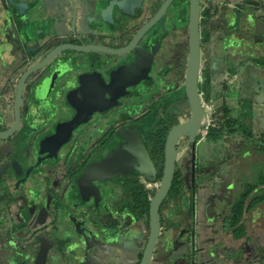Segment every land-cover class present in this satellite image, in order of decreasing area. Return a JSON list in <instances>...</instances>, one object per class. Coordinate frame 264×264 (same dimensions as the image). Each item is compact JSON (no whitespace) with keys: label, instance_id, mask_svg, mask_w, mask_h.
<instances>
[{"label":"flooded vegetation","instance_id":"obj_1","mask_svg":"<svg viewBox=\"0 0 264 264\" xmlns=\"http://www.w3.org/2000/svg\"><path fill=\"white\" fill-rule=\"evenodd\" d=\"M168 1L0 0V264H140L192 116V0ZM199 8L204 115L175 145L151 264H197V189L217 180L231 231L235 175L264 165V0Z\"/></svg>","mask_w":264,"mask_h":264},{"label":"rangeland","instance_id":"obj_2","mask_svg":"<svg viewBox=\"0 0 264 264\" xmlns=\"http://www.w3.org/2000/svg\"><path fill=\"white\" fill-rule=\"evenodd\" d=\"M243 116L245 114L241 115V117ZM220 152L221 148L217 151V157H220ZM249 168V175L241 173L235 175L236 191H232V188L230 189V194L232 195L230 200H234L249 184L260 182L261 176H264V165L254 164ZM219 171H223V169ZM215 183L216 186L213 184L204 185V187L201 186L197 189L195 208L196 235L191 245L186 244L181 249L187 251L193 244L197 251L200 252L196 258L197 264H211V262L214 264H260L259 261L264 257V244L262 241L259 244L257 239L250 237L252 232L249 229L247 230L248 224L244 225L243 238L241 239H235L233 236L234 232L227 231L223 227L224 221L221 218L222 214H220V204L214 202L217 195L221 196L223 192L219 188L217 180ZM256 193L258 195L263 194L264 190H258ZM213 195L215 196L211 201L212 205L208 206ZM227 210L224 209V212L228 213ZM261 213L264 217V210Z\"/></svg>","mask_w":264,"mask_h":264},{"label":"water","instance_id":"obj_3","mask_svg":"<svg viewBox=\"0 0 264 264\" xmlns=\"http://www.w3.org/2000/svg\"><path fill=\"white\" fill-rule=\"evenodd\" d=\"M199 20V0H192L190 17L191 51L188 61V72L186 78L187 98L192 109V116L188 122L175 127L169 135L166 147V162L164 176L160 189L157 191L151 201L150 237L140 264H151L153 258L154 250L161 231L159 208L163 200L166 198L173 181L176 161L175 145L177 143V140L179 136L185 132L194 133L198 129L201 119L204 115V111L199 100L197 84L200 61ZM1 137L2 135H0V140L2 139Z\"/></svg>","mask_w":264,"mask_h":264},{"label":"trees","instance_id":"obj_4","mask_svg":"<svg viewBox=\"0 0 264 264\" xmlns=\"http://www.w3.org/2000/svg\"><path fill=\"white\" fill-rule=\"evenodd\" d=\"M240 129H243L244 131L248 130L249 137L254 136L251 128H241L239 126L234 128V132L239 131ZM262 150H264V148H262ZM261 178L262 179L259 180L260 182L249 184L232 206L230 216L228 217V228L231 230V232H234L233 236L236 239L243 237L242 233L244 228V215L250 213L256 209L259 204L264 202V193L259 195L257 193H253L254 190L259 187V185H264V176H261ZM174 195H176V193H171L170 197L172 198Z\"/></svg>","mask_w":264,"mask_h":264},{"label":"crops","instance_id":"obj_5","mask_svg":"<svg viewBox=\"0 0 264 264\" xmlns=\"http://www.w3.org/2000/svg\"><path fill=\"white\" fill-rule=\"evenodd\" d=\"M263 210L264 203L260 207H257L256 209L248 213L243 220L244 225L248 224L247 227L249 226L247 230L249 229V231L252 232L250 233V237L252 236L254 237V239H257L259 244L261 243V241L264 244V217L261 213ZM259 263L264 264V257L259 261Z\"/></svg>","mask_w":264,"mask_h":264}]
</instances>
